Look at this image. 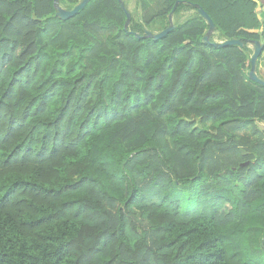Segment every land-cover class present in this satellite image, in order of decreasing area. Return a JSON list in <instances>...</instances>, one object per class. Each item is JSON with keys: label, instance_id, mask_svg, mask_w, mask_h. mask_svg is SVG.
<instances>
[{"label": "trees", "instance_id": "trees-1", "mask_svg": "<svg viewBox=\"0 0 264 264\" xmlns=\"http://www.w3.org/2000/svg\"><path fill=\"white\" fill-rule=\"evenodd\" d=\"M122 2L0 0V264H264V0Z\"/></svg>", "mask_w": 264, "mask_h": 264}, {"label": "water", "instance_id": "water-1", "mask_svg": "<svg viewBox=\"0 0 264 264\" xmlns=\"http://www.w3.org/2000/svg\"><path fill=\"white\" fill-rule=\"evenodd\" d=\"M121 4V8L125 11V14L127 16V21L125 24V29L127 30L130 26V23L132 21V16L131 13L125 8L124 3L122 2V0H118ZM90 2V0H83L82 2H80L77 6H75L72 10H67L65 8H63L60 5V0H54V7L57 11L56 16L63 20H69L73 17H75L81 10H83L87 4ZM180 2H177L176 5L173 8V11L171 12L170 16H169V27L160 32V33H156L153 34L149 31H146V35L145 37L147 38H152L154 40H160L162 38H164L165 36H167L168 34H170L173 30H175V26H174V14L175 11L178 7ZM194 7L196 9H198L199 14L201 15V17L206 21L207 25L209 26V30L206 33V35L203 38V42L204 43H210L211 37L212 35L216 32V26L213 22V20L211 19V17L198 5H194ZM33 18L36 19L35 15H33ZM215 47H226V46H232V45H240L241 47L245 46V43L242 42L241 40H237V39H232V40H226V41H222V42H215L213 43ZM251 49H252V55H251V59H250V63H251V70L249 73V78L260 84L261 86L264 87V79L262 77L259 76L258 72H257V65H258V61L260 59V57L263 55L264 52V45L261 41H256V42H252L251 43Z\"/></svg>", "mask_w": 264, "mask_h": 264}, {"label": "crops", "instance_id": "crops-1", "mask_svg": "<svg viewBox=\"0 0 264 264\" xmlns=\"http://www.w3.org/2000/svg\"><path fill=\"white\" fill-rule=\"evenodd\" d=\"M264 11V10H263ZM253 52V51H252ZM263 59L260 60V62L258 61V65H257V72L259 71V74H261V77L264 78V52H263V55H262ZM260 64V66H259Z\"/></svg>", "mask_w": 264, "mask_h": 264}, {"label": "rangeland", "instance_id": "rangeland-1", "mask_svg": "<svg viewBox=\"0 0 264 264\" xmlns=\"http://www.w3.org/2000/svg\"><path fill=\"white\" fill-rule=\"evenodd\" d=\"M127 1H128L129 6H130L129 8L133 10L135 8V0H127ZM190 14H194V11H189V13H184L185 16H188ZM174 22H175V20H174ZM260 76H261V74H260Z\"/></svg>", "mask_w": 264, "mask_h": 264}]
</instances>
